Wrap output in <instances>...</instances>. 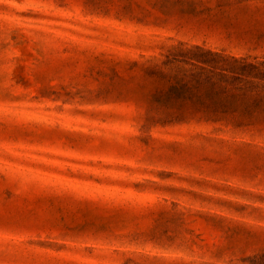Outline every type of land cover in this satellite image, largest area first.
I'll use <instances>...</instances> for the list:
<instances>
[{
    "label": "rangeland",
    "instance_id": "rangeland-1",
    "mask_svg": "<svg viewBox=\"0 0 264 264\" xmlns=\"http://www.w3.org/2000/svg\"><path fill=\"white\" fill-rule=\"evenodd\" d=\"M0 264H264V0H0Z\"/></svg>",
    "mask_w": 264,
    "mask_h": 264
}]
</instances>
